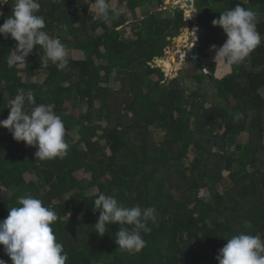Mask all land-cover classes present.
<instances>
[{
    "label": "trees",
    "instance_id": "trees-1",
    "mask_svg": "<svg viewBox=\"0 0 264 264\" xmlns=\"http://www.w3.org/2000/svg\"><path fill=\"white\" fill-rule=\"evenodd\" d=\"M39 2L45 30L83 57H67V67L58 70L41 59L43 50L36 46L26 67H9L17 41L0 35V120L9 115L17 89H30L36 104L55 105L68 154L35 159L36 146L17 142L0 126V220L19 206V197L41 199L58 214L52 227L68 253L66 264H218V250L231 236L246 232L264 239V0H194L201 60H187L184 76L172 79L153 62L182 34L184 7H167L165 0H109L128 10L119 9L117 18L104 22L90 9L94 0ZM14 4L4 5L0 25ZM237 4L257 13L261 44L220 77L224 62L207 59L211 45L225 42L224 30L211 19ZM107 61L128 66L117 72ZM187 79L203 85V92L187 94ZM207 83L215 89L212 94ZM230 98L235 108L228 106ZM66 102L79 113L71 114ZM31 107L26 104V110ZM123 113L138 120L103 130L104 120ZM237 113L244 118L235 120ZM155 126L164 132L160 143L152 136ZM244 131L250 132L249 141L238 142ZM225 170L228 188L222 186ZM26 173L47 189L28 181ZM100 192L127 207L155 208L156 223L149 221L151 232L142 233L147 245L140 252L118 247L119 224L109 223L102 237L94 230L99 211L93 204ZM0 259L12 264L3 245Z\"/></svg>",
    "mask_w": 264,
    "mask_h": 264
},
{
    "label": "clouds",
    "instance_id": "clouds-1",
    "mask_svg": "<svg viewBox=\"0 0 264 264\" xmlns=\"http://www.w3.org/2000/svg\"><path fill=\"white\" fill-rule=\"evenodd\" d=\"M6 3L8 0H0V4ZM40 8L39 0H15L11 15L0 25V35L8 38L10 34L17 41L15 50L7 59L9 67H26V57L36 46L43 50L41 59L45 63L51 61L58 70L67 67L66 46L45 30V18L37 14ZM94 9L104 22L120 15L119 9L109 0H94ZM256 21L257 13L240 4L213 19V26H221L227 34L222 46L211 45V50L215 51L214 61L239 65L249 57L261 44ZM197 31L198 26L191 30L193 42L189 48L198 39ZM26 104L32 105L30 111L26 110ZM8 105L9 115L0 120V126L7 128L17 142L36 146L35 159H63L68 154L64 122L55 113L54 104H36L33 91L20 88ZM243 118V113L234 116L237 121ZM18 204V207L9 208L8 216L0 220V245L4 246L12 264H66L68 253L57 241L52 227L58 214L31 195L19 197ZM93 211H99L94 225L98 235L105 234L109 223L119 224L115 243L121 250L129 252H140L146 247L147 241L142 233H150L149 221L155 224L157 219L154 207L142 208L139 204L127 207L103 192L94 200ZM226 240L227 243L218 250V264H264V239L260 236L240 232ZM0 264H6V261L0 259Z\"/></svg>",
    "mask_w": 264,
    "mask_h": 264
},
{
    "label": "rangeland",
    "instance_id": "rangeland-1",
    "mask_svg": "<svg viewBox=\"0 0 264 264\" xmlns=\"http://www.w3.org/2000/svg\"><path fill=\"white\" fill-rule=\"evenodd\" d=\"M53 1L54 2H60L61 0H53ZM182 2H183V0H165V3L167 5V7H173V6L184 7L185 5ZM4 5L5 4H0V13H2ZM196 7L199 10H202V11H204V9H205L204 7H202L201 2L196 3ZM143 8H144V10L147 9L146 6L143 7ZM193 8L196 9L195 5H194ZM90 9L95 11L94 4L91 5ZM119 9H120L121 12H124L125 14H127L128 7L125 4H123V3L120 4L119 5ZM184 9H185V24H184L183 32H182V34L179 37L175 38V40L171 43L170 46L167 47V48H169L168 50H166L167 48L165 49V56H167V60L171 61V58L174 57V61H171V66L173 65L172 68H166L165 64H163V62H162L164 60L160 61L161 58L159 59L158 62H155V61L153 62V64L155 66L161 67L165 71V76H166V78H169V79H172V78H175V77H181L182 78L184 76V74H185V69L187 70L189 68V66H190V65L187 64L186 60H182L181 59L180 53L186 52L185 46H186L187 41L189 40V36L191 35V30H192L190 24H192V21L193 22L196 21V16L194 15V13H192V11L191 12L188 11L185 7H184ZM0 17H1V15H0ZM258 20L259 21L263 20V18L262 19H258ZM212 21H213V18L211 19V23H212ZM78 24L79 23H77V26H79ZM80 32L81 33L83 32L82 28L80 29ZM101 32H102V29H99L98 33H101ZM70 38L72 40L73 36H71ZM222 40L223 41L227 40V34L224 31L221 34V41ZM67 57H70V58H81V57H83V54H82L81 51H79L77 49H71V50H67ZM214 57H215V51L210 49V54H209V57H208L207 61L213 60ZM107 62L110 63L111 61H107ZM111 64L115 67L117 72H119L121 70V68L124 69V68H127V66H128L126 64V61H125V63H121L122 65L119 64L117 61L116 62L112 61ZM197 71L198 70H195V72H197ZM228 72H230L229 64H227L226 62L221 63V65L219 67V75L218 76L222 77L224 74H227ZM153 77H154V79L158 78L157 75H154ZM183 84H184L185 88L188 89L187 94H189V92L192 91L191 89H193V90L195 89L196 90L197 88H200V93L203 92V89H204L203 85L198 84L197 81H195L194 79L193 80L187 79V81H185V83H183ZM205 85L207 87L208 92L210 94H212L214 92V90H215L214 87L212 85H210L209 83H207ZM262 92L264 94V90ZM65 106L68 109V111H70L71 114L77 115L79 113V110L77 108L71 106L70 102H66ZM228 106H230L231 108H235V106H236L235 98H230ZM126 120H128V122H129V121H135V120H138V119L133 118V117L129 118L127 116V114H124V113L122 115L113 114L110 120H104L102 122V126L104 127L103 130L104 129H112L113 127H121V126H123V124H124V122ZM102 131H100V133ZM151 132H152V136L154 137V140L156 141V143H160V142L163 141L164 132L161 131L158 128V126L152 127L151 128ZM220 132H221L220 128L216 129V131H215V133H218V134H220ZM249 138H250V132L249 131H244V132H242L239 135V137L237 138V141L241 142V143H247L249 141ZM27 146H29V145H27ZM193 156H194V154L190 153V155H189L190 159L193 158ZM187 163H189V160L187 161ZM223 174H224V180L222 182V186L224 188H228L230 186L229 185L230 184V180H229V178L227 176L228 175V171L225 170L223 172ZM77 175H78L79 178L83 177V173L82 172H78ZM25 176H26V179L28 181H36V182H38V185H40L41 188H43L42 189L43 191H45L47 189V186H45L44 182H42L41 180L37 179V176L35 174L26 173ZM220 188L222 190V187H220ZM3 189L6 190L5 188H3Z\"/></svg>",
    "mask_w": 264,
    "mask_h": 264
},
{
    "label": "built area",
    "instance_id": "built-area-1",
    "mask_svg": "<svg viewBox=\"0 0 264 264\" xmlns=\"http://www.w3.org/2000/svg\"><path fill=\"white\" fill-rule=\"evenodd\" d=\"M192 21V20H191ZM191 25V28L193 27H197L198 26V31L196 33L198 39L196 40V42L193 44V46L191 48H189V46H191L192 42H193V35H192V32H191V35L189 36V40L187 41L186 43V49H190V52H183V53H180V57L182 60H190L191 58L195 57L196 55L194 53H192L193 50H195V48H198L199 47V36H200V26L198 24L197 21L193 22L192 21V24ZM185 49V50H186ZM162 61V60H161ZM203 70L208 73V70L206 69V67H203Z\"/></svg>",
    "mask_w": 264,
    "mask_h": 264
},
{
    "label": "water",
    "instance_id": "water-1",
    "mask_svg": "<svg viewBox=\"0 0 264 264\" xmlns=\"http://www.w3.org/2000/svg\"><path fill=\"white\" fill-rule=\"evenodd\" d=\"M185 6V8L188 10V11H192V13H194L195 16H197V11L196 9H194V0H183L182 2ZM169 48H167L166 50H168ZM187 52H190V49H186ZM192 53H194L196 55V57H198L199 61L201 60V58L199 57V54H200V50L199 48H195V50L192 51ZM161 60H167V56H164L163 58L160 59ZM155 62H158L159 61V58L156 57L154 59Z\"/></svg>",
    "mask_w": 264,
    "mask_h": 264
},
{
    "label": "bare ground",
    "instance_id": "bare-ground-1",
    "mask_svg": "<svg viewBox=\"0 0 264 264\" xmlns=\"http://www.w3.org/2000/svg\"><path fill=\"white\" fill-rule=\"evenodd\" d=\"M173 56V55H172ZM169 59V58H168ZM171 61H174V57H172L171 58ZM171 61H169V60H165V61H162L163 62V64H165V67L166 68H172V66H171ZM175 64V63H174ZM175 68V67H174ZM169 72V71H168Z\"/></svg>",
    "mask_w": 264,
    "mask_h": 264
},
{
    "label": "crops",
    "instance_id": "crops-1",
    "mask_svg": "<svg viewBox=\"0 0 264 264\" xmlns=\"http://www.w3.org/2000/svg\"><path fill=\"white\" fill-rule=\"evenodd\" d=\"M185 49H186V47H185Z\"/></svg>",
    "mask_w": 264,
    "mask_h": 264
}]
</instances>
